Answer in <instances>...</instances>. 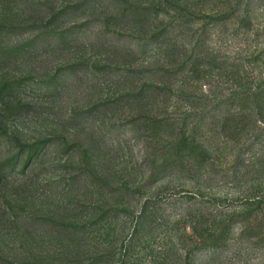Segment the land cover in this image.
<instances>
[{"label": "rangeland", "instance_id": "rangeland-1", "mask_svg": "<svg viewBox=\"0 0 264 264\" xmlns=\"http://www.w3.org/2000/svg\"><path fill=\"white\" fill-rule=\"evenodd\" d=\"M0 264H264V0H0Z\"/></svg>", "mask_w": 264, "mask_h": 264}]
</instances>
